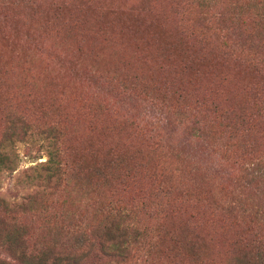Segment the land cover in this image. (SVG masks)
<instances>
[{
    "label": "trees",
    "instance_id": "obj_1",
    "mask_svg": "<svg viewBox=\"0 0 264 264\" xmlns=\"http://www.w3.org/2000/svg\"><path fill=\"white\" fill-rule=\"evenodd\" d=\"M182 7L177 23L198 49L187 50V86L183 78L172 89L157 83L166 92L161 102L142 91L143 81V89L110 91L101 77L89 98L95 115L90 107L68 112L62 102L40 106L44 98L28 103L30 93L23 102L12 86L0 88V178L17 166L18 142L27 160L47 157L24 171L28 191L18 200L0 194V264H235L240 251L262 254L264 264V40L254 44L250 36L264 29V0H188ZM159 23L165 28L167 19ZM195 60L200 67L192 68ZM216 62L221 72L207 70ZM26 71L18 74L28 85ZM98 111L106 115L102 136L96 125L87 130L95 121L87 112ZM180 126L183 147L199 143L192 154L174 142ZM40 134L46 145L33 153ZM101 164L102 175H94ZM74 190L78 200L63 197ZM66 204L71 215L63 213ZM183 238L199 243L197 252L187 253Z\"/></svg>",
    "mask_w": 264,
    "mask_h": 264
},
{
    "label": "rangeland",
    "instance_id": "obj_2",
    "mask_svg": "<svg viewBox=\"0 0 264 264\" xmlns=\"http://www.w3.org/2000/svg\"><path fill=\"white\" fill-rule=\"evenodd\" d=\"M187 1L0 0V88L7 93L12 86L14 92L21 94L18 96L23 102L25 99L21 97L30 93L32 96H29L28 103L32 102V97L44 98L46 101L37 102L40 106L50 107L51 104L62 102V107L68 112H79L82 108L90 107L95 115V106L89 105V98L98 92L97 80L101 77L100 81L107 85L110 91L125 87L143 89L140 84L143 81L146 88L142 91L155 96L161 102L166 92L158 93V82L165 84L166 89H172V85L177 87V84L182 83L180 78H183L186 86L190 82L189 70L187 73L183 72V68L188 66L190 56L187 50L195 51L198 48L187 42L186 34H183L177 23L178 17L184 14L182 5ZM151 9H154L153 13L148 12ZM191 14L192 24L198 26L201 23L199 18ZM189 16L186 15V19ZM164 18L167 19L165 28L159 23ZM229 26L230 24L222 25L221 28L225 30L224 27ZM228 32L231 35L234 33L233 30ZM237 32L243 33L239 30ZM242 36L248 38L245 34ZM250 36L253 38L252 43H258L264 40V29H259ZM222 52L224 51L219 50L216 54L221 56ZM198 67L199 61L195 60L192 68ZM21 69H27L26 73L32 77L27 78L28 85L24 83L25 77L18 74ZM231 69L239 72L234 66ZM244 69V81L249 82L253 75L247 73L246 66ZM207 70L222 71L219 62L212 64L211 68L207 67ZM227 71L228 67H224L223 72ZM87 76L92 79L87 81ZM203 80L204 78L200 77L198 84H202ZM88 114L89 112L87 120L92 118L95 121L87 122V130L96 125V134L102 136L106 115L101 111H98L97 116ZM131 115H134V112ZM122 130L124 134L131 132L125 127ZM178 130V135L173 139L179 145L185 135H181L183 127L180 126ZM71 131L84 132L82 127H76L75 131L71 127ZM45 135L40 134L34 139L31 146L33 153L40 146L46 145L43 140ZM198 144L191 146V149L183 147L184 144L178 147L184 154L187 150L188 154H192ZM26 150L23 142L15 144L12 151L19 158L18 164L13 171H5L0 178V194L7 196L11 201L18 200L28 191L24 171L43 164L47 159L43 153L41 159L31 162L23 157ZM119 160L124 159L122 157ZM87 165H90V162H87ZM98 167L99 172L94 175H102V164ZM81 180L85 186L84 192H87V174ZM67 188L69 189V186ZM80 196L74 190L63 197L71 201L78 200ZM67 210L71 215V208L66 204L63 208L66 216ZM181 240L185 242L184 249L187 248L189 254L193 255L198 246L200 247L199 243L194 244L189 238ZM221 242L217 244L216 250L223 252L228 260V250ZM262 262V254L255 251L247 254L240 251L235 258V264Z\"/></svg>",
    "mask_w": 264,
    "mask_h": 264
}]
</instances>
